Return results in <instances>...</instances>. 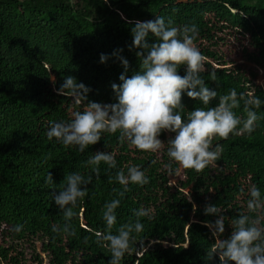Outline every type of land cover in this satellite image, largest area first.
Segmentation results:
<instances>
[{"label":"trees","instance_id":"obj_1","mask_svg":"<svg viewBox=\"0 0 264 264\" xmlns=\"http://www.w3.org/2000/svg\"><path fill=\"white\" fill-rule=\"evenodd\" d=\"M157 16L171 18L177 27H198L195 43L207 57L201 75L218 93L209 107L230 89L246 97L255 92L264 101V0H0V264H109L111 253L97 243L95 232L109 230L103 210L112 199L121 201L113 233L135 221L136 210L148 211L140 218L143 232L133 234L135 248L121 264H219L218 257L205 258L214 243L206 223L216 219L204 214L206 205L218 206L224 215L223 238L230 236L238 215L256 217L246 205L252 185L264 198V104L257 110L261 119L254 133L214 140L213 146L224 148L217 167L202 172L182 168L177 185L172 180L180 167L167 156L172 133H161L165 147L158 153L121 143L119 133L102 134L83 153L47 139L50 121L68 122L73 112L83 111L57 94L64 78L72 76L90 88L89 101L115 103L112 84H120L121 74L140 71L131 27ZM148 40L155 42L151 34ZM102 54L108 57L104 63ZM121 58L128 61L127 73ZM185 72V66L178 69L181 76ZM209 72L216 74L214 81ZM181 104L185 112L203 107L186 91ZM234 111L246 118L243 101ZM98 152H111L116 167L99 165L100 178L93 176L71 221L76 235L53 232L64 224L53 192L58 194L70 173L93 175L87 161ZM130 166L144 171L149 183L129 184L120 197L124 186L115 176L120 170L127 175ZM48 171L53 189L44 183ZM17 224L23 225L19 233L13 231ZM24 245L31 251L29 259Z\"/></svg>","mask_w":264,"mask_h":264},{"label":"clouds","instance_id":"obj_2","mask_svg":"<svg viewBox=\"0 0 264 264\" xmlns=\"http://www.w3.org/2000/svg\"><path fill=\"white\" fill-rule=\"evenodd\" d=\"M149 34L155 38V42L149 43ZM131 35L132 48L137 50L136 56L140 59V71L130 77L121 74L120 84H112L116 102L100 104L89 101L91 89L78 83L72 76L65 77L57 94L71 98L75 104L83 107V111L73 112L68 122L50 121L47 139L51 141L55 138L66 147L76 146L83 153L90 145L98 143L102 134L119 133L121 143L127 142L141 152L158 153L165 147L159 137L162 132H168L174 134L167 143V156L172 162L196 172L217 167L216 162L221 159L224 148L219 143L213 146V141L217 138L227 140L231 135L250 136L254 133L257 121L261 119L257 110L264 101L255 92L246 97L230 89L228 94L219 96L215 107H209L218 93L208 86L201 75L207 71V57L195 43L199 35L195 24L177 27L171 18L166 20L163 16H157L152 21H135ZM107 59L102 54L100 62L104 63ZM121 64L127 73L128 61L121 58ZM181 66L186 68L183 76L178 74ZM208 75L212 81L217 78L214 72ZM185 91L189 98L200 101L203 107L185 112L181 104ZM241 101L245 119L238 117L234 111L240 107ZM101 162L110 168L116 167L111 152H98L87 161L92 166L93 175L85 177L78 172L70 173L65 176L64 186L58 194L53 192L51 197L64 218V224L54 226L53 232L76 235L71 224L76 216L75 209L79 207L78 202L88 195L87 186L92 183L93 176L100 178ZM165 167L171 171L172 165L166 164ZM115 180L124 186V190L118 194L120 197L128 191L129 184L144 186L149 183L145 172L138 166L128 167L127 175L123 170L118 171ZM44 183L50 189L55 188L49 171ZM249 194L246 206L248 212L255 213L256 217L238 215L232 220L231 234L227 238H223L225 217L219 207L206 205L204 214L216 217L214 222L206 223L214 237L211 250L206 252L207 260L218 257L219 264H264V198L256 185L251 186ZM120 202V199H112L104 204L103 220L109 230L95 232L97 243L111 253L109 264H121L125 255L133 251L136 244L133 234L143 232L144 225L140 218L148 216L146 209H138L134 212L135 221L121 224L113 233L111 229L117 223L116 209ZM22 230L23 225L13 227L17 233Z\"/></svg>","mask_w":264,"mask_h":264},{"label":"rangeland","instance_id":"obj_3","mask_svg":"<svg viewBox=\"0 0 264 264\" xmlns=\"http://www.w3.org/2000/svg\"><path fill=\"white\" fill-rule=\"evenodd\" d=\"M181 167H180V170L175 174V177H174V180H172V184L173 185H177V181L178 180H181L183 178L182 176V172H181ZM25 246V245H24ZM26 248V246H25ZM35 248H36V253H40V245L39 244H35ZM26 255H27V259H29L31 256V251L29 249L26 248V251H25ZM42 257H44V255H42ZM44 261H46L45 257H44Z\"/></svg>","mask_w":264,"mask_h":264}]
</instances>
